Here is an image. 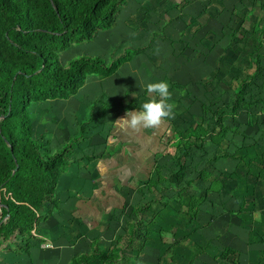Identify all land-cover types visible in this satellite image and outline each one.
<instances>
[{
  "label": "rangeland",
  "instance_id": "rangeland-1",
  "mask_svg": "<svg viewBox=\"0 0 264 264\" xmlns=\"http://www.w3.org/2000/svg\"><path fill=\"white\" fill-rule=\"evenodd\" d=\"M120 1L118 20L113 27L100 29L90 41L72 44L57 53L63 69L70 61L86 56L104 60L113 71H86L78 86L67 95L30 105V135L41 136L51 153L63 150L65 165H59L60 172L54 175L36 169L38 177L26 188L28 206L20 215H13V231L8 225L4 230L0 228V264H73L82 257L94 264L93 256L104 254L119 259L113 264H232L239 259L234 256L236 249L215 242V236L223 240L227 234L221 228L230 225L217 227L218 217L214 210L206 211L202 191L206 172H201L209 171L217 159L216 136L221 129L213 130V126L212 130L207 129L208 134L201 132L197 136L191 127L182 124L185 121L182 113L174 110L177 132L186 133L183 140L197 146L185 153L180 141L179 148L173 145L174 141H168L173 118L159 127L136 133L116 122L126 112L141 110L142 104L152 98L154 94L147 92L148 83L166 81L172 94L169 103L183 99V90L175 92V86L185 87V80L177 73L180 69L167 63L169 56L133 57L135 52L126 49L125 41L149 45L157 41L155 37L164 36L160 39L171 44L177 41L185 51L191 48L188 56L194 58L202 49L200 40H195L200 35L201 16L204 17L201 0L193 6L197 14L192 10L187 13L188 0H177L176 9L181 15L171 16L166 10L168 16L161 23L166 27L164 31L153 28L152 18H143L140 25L136 21L135 12L142 10L140 4L149 0ZM46 2L51 9L52 0ZM129 15L131 19L134 17L132 38L120 31ZM178 19L192 28L182 31L175 28L174 37L168 38L169 23H181ZM54 23L51 32H63ZM16 24L14 20L13 25ZM126 50L132 59L123 56ZM190 62L192 66L198 65L195 60ZM5 77L0 70V81ZM198 89L190 99L198 107L191 111L195 116L201 115L200 101L194 100L200 97V85ZM208 97L216 100L213 95ZM243 98L220 96L217 106L225 112ZM231 112L226 111L225 120L232 128L234 112ZM219 114L214 109L208 120L215 122L219 116L220 121ZM38 235L52 247H34Z\"/></svg>",
  "mask_w": 264,
  "mask_h": 264
},
{
  "label": "crops",
  "instance_id": "crops-1",
  "mask_svg": "<svg viewBox=\"0 0 264 264\" xmlns=\"http://www.w3.org/2000/svg\"><path fill=\"white\" fill-rule=\"evenodd\" d=\"M176 1H146L145 4H140L143 12H135L138 18L136 21H139L140 25L143 18H152L153 28L156 26L160 31H164L166 27L163 28L161 23L163 17L168 16L166 10L171 16L181 15L176 9ZM198 1L200 0H188L187 13L195 11L193 6ZM201 5L204 17L201 16V25L198 26L200 35L195 39L200 40L202 47L199 53H196L198 58L188 56L191 48L185 51L184 46H179L177 41L171 44L161 40L164 36L155 37L157 41L149 45L141 43L142 41L135 43L127 40L125 46L128 51L135 52L133 57L142 54V58L154 55L165 59L169 56L167 63L173 64L170 67L181 70L177 73L182 74L185 87L176 85L175 92L177 89L183 90V99L176 101L174 110L176 113H182L185 120L182 124L191 127L193 134L199 136L201 132L207 133V129H212L213 126L221 129L216 136L217 159L209 171L202 168L201 172H206L205 178H202L206 211H215L217 224H220L217 225L218 228H221L222 224L230 225L221 228L224 233L227 232L223 240L219 236H215L214 240L225 248L231 246L236 249L234 256L239 259H234L232 264H264V0H201ZM184 10L186 12V8ZM194 13L197 14L196 11ZM133 20L134 17L131 19L129 15L120 29L128 38L134 33L131 29ZM170 20L174 21V18ZM179 21L182 25L169 23L168 31L171 32H168V38L174 37L177 32L175 28H179V31L192 28ZM128 51L123 56L132 59ZM190 60L197 61L198 65L192 66ZM199 85L202 91L200 97H195L197 99L194 100L200 101L198 105L201 115L195 116L191 111L198 107L190 99L194 97L192 94L199 90ZM190 86H194V89ZM210 95L216 100H210ZM225 95L244 97L243 101L226 110L234 112L232 128L225 120L228 113L224 112V108L217 106L218 98ZM214 109L222 115L220 121L218 116L216 125H213L214 121L211 119L208 120ZM173 119L175 122L169 125L168 141H174V146L188 143L186 141L190 140H183L186 133L182 135L183 131L177 132V117ZM180 127L183 128L181 125ZM176 147L179 148V145ZM36 238L38 240L35 241L37 244L33 243L34 247H52L43 243L46 241L42 236L38 235ZM39 243L43 245L39 246ZM28 252L27 249L25 253Z\"/></svg>",
  "mask_w": 264,
  "mask_h": 264
},
{
  "label": "trees",
  "instance_id": "trees-1",
  "mask_svg": "<svg viewBox=\"0 0 264 264\" xmlns=\"http://www.w3.org/2000/svg\"><path fill=\"white\" fill-rule=\"evenodd\" d=\"M12 1L22 8H28L35 23L48 22L51 13L55 18L54 26H59L63 32L26 35L18 31L14 35V39L26 50L20 60L22 73L15 76L9 71L7 77L0 81V117L4 116L0 121V200L7 205L12 215L1 225L2 230L7 225L13 228V215H20L26 207L29 199L26 188L38 177L36 169L54 175L60 172L59 165H65L63 150L51 153L40 140L41 136L35 138L30 135L31 103L67 95L78 86L86 71H113L104 60L86 56L70 61L63 69L57 53L72 44L90 41L98 30L114 25L122 4L120 0H52L49 10L44 0ZM3 21L4 17L0 13V25ZM10 62L12 57L0 44V65ZM195 147V143L182 144L185 153ZM14 169L15 172H12ZM5 215L6 210L0 209V221ZM83 258L72 263L91 264ZM93 258L94 264H113L119 260L105 254L94 255Z\"/></svg>",
  "mask_w": 264,
  "mask_h": 264
},
{
  "label": "clouds",
  "instance_id": "clouds-1",
  "mask_svg": "<svg viewBox=\"0 0 264 264\" xmlns=\"http://www.w3.org/2000/svg\"><path fill=\"white\" fill-rule=\"evenodd\" d=\"M146 88L148 93L154 94L152 98L142 104L141 110L126 112L124 117L116 121L132 133L159 127L166 119L174 118L175 104L168 102L172 95L169 84L166 81L148 83Z\"/></svg>",
  "mask_w": 264,
  "mask_h": 264
},
{
  "label": "bare ground",
  "instance_id": "bare-ground-1",
  "mask_svg": "<svg viewBox=\"0 0 264 264\" xmlns=\"http://www.w3.org/2000/svg\"><path fill=\"white\" fill-rule=\"evenodd\" d=\"M2 7L5 8V10L2 9ZM0 9L3 11L6 19V21L0 25V42L12 57V62L6 65H0V69L3 73L11 70L17 72L20 68L18 61L23 48L16 44L14 35L19 30H31V25L26 11L17 9L9 0H0ZM14 20H17L16 25H13ZM36 28H38L37 25Z\"/></svg>",
  "mask_w": 264,
  "mask_h": 264
},
{
  "label": "water",
  "instance_id": "water-1",
  "mask_svg": "<svg viewBox=\"0 0 264 264\" xmlns=\"http://www.w3.org/2000/svg\"><path fill=\"white\" fill-rule=\"evenodd\" d=\"M17 9H20V10H25L27 15H28V18H29V23L31 25V30H28V31H22V30H19V32H23L24 34L26 35H32L34 33H49V34H57V33H52L51 32V29H52V26H53V23H54V16H51L52 14L50 13V19L48 22L46 23H43V24H40V23H35L31 17H30V13H29V10L28 8H22L20 6H18L16 3H14L12 0H9ZM45 4L47 5L48 9L50 10V7L49 5L47 4L46 0H44ZM0 13L3 15L4 17V14H3V11L0 9ZM36 25L38 28H36ZM35 26V27H34ZM15 40V39H14ZM16 44H18L19 46H21L23 49H26L22 44H20L19 42H17L15 40ZM2 44V43H1ZM3 46V45H2ZM4 47V46H3ZM8 53V52H7ZM9 54V53H8ZM10 56V55H9ZM21 58V56H20ZM18 65L20 67V70L19 71H14V70H11L15 76H17L18 74L22 73V67L20 65V59L18 61ZM1 70V69H0ZM9 72V71H8ZM8 72H5V74L7 75ZM4 116L2 117V120H3ZM12 172H15V169L12 171ZM0 209H5L6 210V215L4 217L3 220L0 221V227L1 225L8 219V216L10 215V210L8 209L7 205L4 203V202H0Z\"/></svg>",
  "mask_w": 264,
  "mask_h": 264
}]
</instances>
